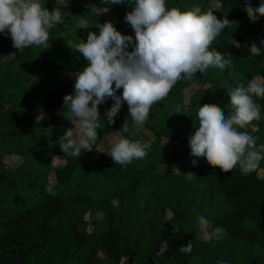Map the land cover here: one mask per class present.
Instances as JSON below:
<instances>
[{
  "label": "trees",
  "instance_id": "obj_1",
  "mask_svg": "<svg viewBox=\"0 0 264 264\" xmlns=\"http://www.w3.org/2000/svg\"><path fill=\"white\" fill-rule=\"evenodd\" d=\"M212 1H217L220 7L215 8ZM68 2L80 8L50 31L51 53L31 46V55H15L23 62L24 66L20 69H12L18 57L11 58L0 69V90L4 93L2 102H16L22 110L25 68L37 61L41 69L48 72L38 86L27 93V103L31 106L28 116H23L19 123L13 122L11 115L0 119V241L4 242L0 243V247L4 245L9 249V244L5 243L7 239L15 251L11 257L7 251L3 252L4 249L0 251V264H94L96 261L100 264V260L90 257V253L97 249L107 252L109 263L123 264L133 241L130 230L146 220L147 214L155 221L146 235V248L138 253L140 264H191L199 255L205 260L212 259L215 264L219 261L227 264H264V260L254 257L256 248L264 250V176L259 175L261 170L264 171V160L256 171L248 175L242 174L238 166L231 172H223L219 167L209 166L204 157V161H198L192 179L182 183L181 176L173 174L176 163L192 158L188 139L197 130L198 124L196 127L193 125L199 106L210 104L208 97L213 96L215 101L211 104L218 105L227 116L230 112L229 89L238 83L247 86L250 80L256 78H262L264 82V45L260 44L264 39V16L254 23L250 22L244 10L246 0H166L169 9L179 7L187 11L198 8L201 12L212 11L218 19L227 18L230 23L212 42L210 50L219 51L225 58L230 52L235 67L223 71L210 67L204 75L197 72L198 82L210 84V87L208 91L196 93L188 109L181 94L191 82L183 79L172 87L163 101L152 105L149 120L140 127L152 131L155 137L146 158L133 160L127 167L117 165L108 155L90 160L101 141L113 131L118 132L126 118L130 132L121 131L120 135L147 142L136 132L125 102L114 124H109L107 118L100 116L101 128L97 129L98 141L92 151L84 152L82 149L80 157L65 156L63 153L64 164L52 168L53 158H46V152L40 148L48 146L49 151L59 150L57 145L48 143L50 140L46 134L60 124L65 130L72 126L61 115L65 110L63 97L74 92V81L64 85V75L81 71L88 64L80 53L73 50L72 41H86L90 31L99 34V29L88 23L86 28L76 27L74 35L67 24L82 14L81 19H89V8L85 5L99 4L101 0ZM247 2L258 7L264 0ZM125 7L107 20L101 15L95 20L101 24L111 21L121 34L134 37L129 24L120 25L118 22L132 10L128 4ZM61 33L63 37H60ZM252 43L261 48L260 56L250 53ZM5 50V45L1 44L0 61ZM40 70L36 69V72ZM254 100L260 106V113L264 114V98L254 97ZM113 103L109 98L99 109L105 105L111 107ZM162 104L175 105V108L180 105L181 112H174L171 117L158 115L159 111L165 110L161 109ZM41 110L49 116L48 122L37 118ZM253 126L258 128L253 133L257 146L264 144V119L254 120L248 125L251 129ZM34 152L41 155L37 162L39 168L35 171L12 170L4 163L7 156L25 158ZM21 167L25 168V165ZM170 181H174L173 187ZM49 186L55 192L54 196L46 192ZM167 195L173 199L164 200ZM114 200L120 201V213L113 211ZM22 204L20 210L18 207ZM193 204L198 215L211 220L210 232L217 226L226 229L222 239L200 244L194 241L186 228ZM139 205L145 209L139 211ZM169 209L172 220L167 222L164 219ZM101 211L108 213L105 230L97 231V219L90 230L92 223L86 220L87 214L95 217ZM172 223L176 224V230L171 228ZM164 241L168 242V250L163 256H156ZM188 242L193 244L191 253H181L179 247L186 246Z\"/></svg>",
  "mask_w": 264,
  "mask_h": 264
},
{
  "label": "clouds",
  "instance_id": "obj_2",
  "mask_svg": "<svg viewBox=\"0 0 264 264\" xmlns=\"http://www.w3.org/2000/svg\"><path fill=\"white\" fill-rule=\"evenodd\" d=\"M125 3L132 8L124 20L134 31V37L121 34L111 21L95 22L93 25L99 29V34L88 32L86 41L81 40L73 49L88 64L73 74L74 92L63 97L65 110L61 115L72 124L58 139L65 156L80 157L82 149L84 152L94 149L97 129L101 128L99 106L109 98L114 101L110 109L105 110L109 124L115 123V117L126 102L133 124L143 127L149 120L152 105L163 101L181 79L192 81L197 72L204 75L210 67L222 71L235 67L230 52L225 58L219 51L210 50L212 42L230 23L227 18L218 19L212 11L201 12L198 8L169 9L166 0H101L103 5ZM55 4L49 11L40 0H0V33L10 34L13 47L20 51L30 46L49 48L50 31L68 14L61 10L68 7V0H55ZM85 7L95 17L110 10L95 4ZM244 10L254 23L264 16V2L253 7L246 0ZM63 36L61 33L60 37ZM260 44L264 45V39ZM249 51L253 56L262 53L256 43H252ZM120 89L122 94L118 95ZM228 95L230 112L227 116L216 104L199 106L193 125L198 124L197 130L188 139L190 156L194 157V166L198 158L204 157L209 166L219 167L223 172H231L238 166L242 174L248 175L264 160V144L257 146L255 136L239 129L260 119V106L254 97L264 98V82L253 79L247 86L238 83L228 90ZM180 112L181 106L177 105L174 114ZM121 131L130 132L127 118L122 128L112 135L107 151L95 149L105 152L122 167L146 158L151 143L124 138ZM253 131L258 128L253 126ZM46 192L55 195L50 186L46 187ZM197 221L202 227L208 225L203 215H198ZM225 234L226 229L217 226L211 232H204V239L218 241ZM192 248L193 244L188 242L179 250L188 254ZM167 250L168 242L164 241L156 256H163Z\"/></svg>",
  "mask_w": 264,
  "mask_h": 264
},
{
  "label": "rangeland",
  "instance_id": "obj_3",
  "mask_svg": "<svg viewBox=\"0 0 264 264\" xmlns=\"http://www.w3.org/2000/svg\"><path fill=\"white\" fill-rule=\"evenodd\" d=\"M40 3L42 5H44L49 11H52L55 7V0H40ZM212 4L215 8H219L220 4L217 1H212ZM97 7H108L110 10L107 13L102 14L101 16H103L106 20L109 19L110 17H113L114 13L116 11L120 12V9H125L127 6V3L125 4H120V5H112V4H108V5H103L101 3L99 4H95ZM80 6L79 5H70L68 4L67 8H63L62 7V11L66 12L68 14H65L62 17V22L64 20V18L68 15H74V13L79 11ZM88 13H90V9H88L87 11ZM83 15V14H82ZM82 15L79 16H75V20H72V22L70 24H67L68 26H70L71 31L73 32L74 35H76V27L78 28H86L88 26V23L90 26H92L95 22H97L95 20V16H92L89 14V19H81L80 17H82ZM87 20V21H86ZM120 23V25H125V20L124 18L119 19L118 21ZM264 30V29H263ZM81 40L78 39L76 41H72V44L75 46L77 43H80ZM4 44L6 47V50L4 52V56L2 58V60L0 61V69H2V67L4 65H6L7 61L10 60L11 58L14 57H18V60L16 63H14L15 70L20 69V67L24 66L23 62L21 61V57L19 56H15L17 53L18 55H23L26 57L27 55H31V51L33 50L32 47H28V48H24L21 51L19 49H16L13 47V43H12V39L10 34L5 36L3 33H0V45ZM54 46H56V43H54ZM51 46H49V48L45 49V51H48V53L52 52L51 51ZM37 70H40L41 67L38 65L37 61H35L29 68H25L24 74H25V78L24 79V90L22 93V100L24 102V108L23 110L20 108L21 106L15 103H4L2 102V96L4 95V93L0 90V119H5L6 117H10V115L13 118V122L19 123L20 119L23 116H28V112L31 109V106L28 105L27 103V93L29 92V90L33 87H37L38 83L40 82V80L45 77L48 72L44 71L43 69H41L39 72H36ZM3 73V72H2ZM66 78V82L64 83V85H69V83H72L75 79L73 74H69V75H64ZM258 80V82H263L262 78H256ZM190 84H188V86L184 89V91L181 94V98L183 99L184 104L186 105V108L188 109L189 107H191L192 104V99L195 98L196 93H198L199 91H205L207 89H209L210 84L209 85H202L201 83L198 82L197 78L194 77V79ZM118 95L122 94V89L118 90L117 92ZM208 101L213 103V101H215V99L211 98V96L208 97ZM210 103V104H211ZM106 109H110V107L108 105L103 106L102 108L99 109V113L100 116L107 118L105 115V110ZM161 109H165L162 111L158 112V115H169V117H171V114H173L175 112V105H168V104H162ZM43 116L42 119L38 118ZM173 116V115H172ZM37 118L39 119V121H44V122H48L49 121V116L47 114H45L44 110H41L37 116ZM260 119H264V114L260 113ZM68 121V120H67ZM135 130L136 132L142 137L147 139V142L152 143L154 137V133L152 131H148L146 129H141L139 126L135 125ZM240 130V129H239ZM65 131V127L63 125H58L53 127L52 130H50L46 136L48 137V139L50 140V142L48 141V143H52V145L54 146H58L59 150H47L48 146L45 148H40V149H44L43 151L46 152L47 156L46 158H54L57 157V159L52 160V163L50 164V167H54V166H60L62 164H64V157L62 156L63 152L60 149L59 143H58V139L59 137L64 133ZM241 131V130H240ZM242 131H248L250 134L253 135L254 131L253 128L251 129V127H246L245 129H242ZM116 133L115 131H113L111 134H109L108 136H106L100 143L98 150L99 151H107L108 147H109V141L112 139V135ZM191 134V133H190ZM177 145V144H175ZM38 147V146H37ZM36 147V149H37ZM102 155H107L105 152H98L96 150L95 154L90 158V160L98 158ZM41 157V155H38L36 152H34L33 154H30L28 156H26L25 158L23 157H19V156H7L4 159V163L6 165L7 168L12 169V170H20V169H25V170H29V171H35L37 170L38 167V159ZM194 159V157L188 159V160H184V161H180L178 163H176L173 167V174L181 176L179 177V179L182 180V183L184 182V180L187 179H192L195 176L196 173V167L198 165H193L192 164V160ZM198 161H204L203 157L198 158ZM22 164L25 165L24 167H21ZM260 176L263 177L264 176V171L261 170L259 172ZM14 176V174H13ZM173 182L170 181V186L173 187ZM173 198L170 195H167L164 197V200L169 201L172 200ZM174 206V205H171ZM170 206V208H171ZM139 211H143L145 208L142 205H139ZM20 210L23 208V204L20 205L18 207ZM122 210V207L120 205V201L119 200H114L113 201V211L114 213H120ZM197 216L198 214L196 213V207L193 204L190 212H189V224L187 225V230L189 233L192 234L193 239L195 242H197L198 244H200L201 242H206L209 240H205L204 239V232H210V229L212 227V222L211 220H208V225L207 227H202L199 225L198 221H197ZM108 217V213L105 212H97L95 214V217L87 214L86 216V220L92 225H90L89 229L92 230L93 229V221L94 220H98V226H97V231H104L105 227H106V219ZM145 218H149V220H142V222L138 225V227L136 226L134 229L130 230V234L133 235V241H131L130 243V247L131 250L129 252V256H125L123 258V264H140V258L137 257L138 253L141 252V250H143L144 248H146V242H147V238L146 235L149 234L150 229H151V225L152 223L155 221L154 218H150V216L147 214ZM172 220V212L169 209V211H167V214L165 216L164 221L170 222ZM143 221L145 222V224L142 225ZM137 221H134V223H136ZM171 228H173L174 230L177 229V226L175 223H172ZM10 241V240H9ZM5 241V243L9 244V249L7 248V246L5 247L3 245V247H0V251H2L4 249L3 252L7 251L9 253V256H13L15 251L13 248V245L11 244V242ZM0 243H4L3 241H0ZM134 247V248H133ZM133 248V249H132ZM202 251H205V249H202ZM93 257L95 260H100L101 262H99L100 264H111L109 263L110 261L108 260V254L106 251H104L103 249H97L94 251V253H90V257ZM254 257L259 258L264 260V250L258 249L256 248L254 251ZM203 261H206V264H215L213 262L212 259L207 258V260H205L201 255L197 256L196 258H194L190 263L191 264H202ZM97 261L94 263L96 264ZM66 264H69L68 262Z\"/></svg>",
  "mask_w": 264,
  "mask_h": 264
}]
</instances>
